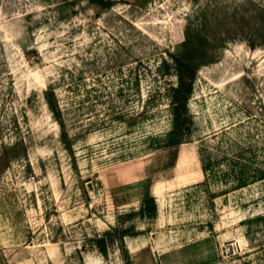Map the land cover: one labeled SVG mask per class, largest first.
Masks as SVG:
<instances>
[{"label":"rangeland","instance_id":"1","mask_svg":"<svg viewBox=\"0 0 264 264\" xmlns=\"http://www.w3.org/2000/svg\"><path fill=\"white\" fill-rule=\"evenodd\" d=\"M13 253L264 264V0H0Z\"/></svg>","mask_w":264,"mask_h":264},{"label":"crops","instance_id":"2","mask_svg":"<svg viewBox=\"0 0 264 264\" xmlns=\"http://www.w3.org/2000/svg\"><path fill=\"white\" fill-rule=\"evenodd\" d=\"M131 242L133 243L132 246L128 241V248L130 249V251H132L133 253L140 252L141 247L143 245L140 244L138 245L133 240H131ZM7 264H37V260L30 254L28 255L23 253H13L7 258ZM87 264H102V263L99 260L93 261V259H91L87 261Z\"/></svg>","mask_w":264,"mask_h":264},{"label":"bare ground","instance_id":"3","mask_svg":"<svg viewBox=\"0 0 264 264\" xmlns=\"http://www.w3.org/2000/svg\"><path fill=\"white\" fill-rule=\"evenodd\" d=\"M128 241H129V243L131 244V241H130V239H128Z\"/></svg>","mask_w":264,"mask_h":264}]
</instances>
